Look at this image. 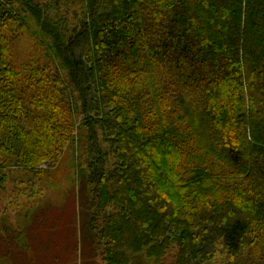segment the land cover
Returning a JSON list of instances; mask_svg holds the SVG:
<instances>
[{"label":"trees","instance_id":"obj_1","mask_svg":"<svg viewBox=\"0 0 264 264\" xmlns=\"http://www.w3.org/2000/svg\"><path fill=\"white\" fill-rule=\"evenodd\" d=\"M8 177L71 183L102 264H264V0H0Z\"/></svg>","mask_w":264,"mask_h":264},{"label":"rangeland","instance_id":"obj_2","mask_svg":"<svg viewBox=\"0 0 264 264\" xmlns=\"http://www.w3.org/2000/svg\"><path fill=\"white\" fill-rule=\"evenodd\" d=\"M28 180L0 182V221L10 230L0 234V264H102L99 254L92 257L88 210L78 190L66 181L58 190L41 178L26 186Z\"/></svg>","mask_w":264,"mask_h":264}]
</instances>
